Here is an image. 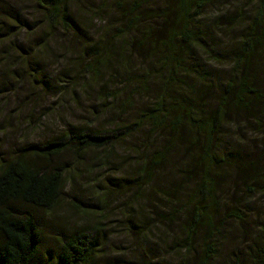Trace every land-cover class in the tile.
Wrapping results in <instances>:
<instances>
[{
    "label": "trees",
    "instance_id": "16d2710c",
    "mask_svg": "<svg viewBox=\"0 0 264 264\" xmlns=\"http://www.w3.org/2000/svg\"><path fill=\"white\" fill-rule=\"evenodd\" d=\"M84 1L88 0H29L39 15L37 21L31 22L20 15L16 4L0 0V50L5 49L13 64L22 68L33 60L36 51L40 55L48 48L47 43L55 34L59 39L69 36L75 44L74 50L67 52L69 57L81 56L77 61V65H83L79 72L90 73L97 80L102 69L111 64L110 59L120 61L125 51L128 56H137L143 66L135 72L132 67L127 70L130 79L140 84L136 91L141 89L146 94L153 90L158 97L127 126H73L42 140L21 142L6 160L0 157V264H34L42 259L43 264H98L103 256L100 229L88 221L86 209L79 205L85 222L56 232V246L43 248V219L38 210L48 215L53 212L66 181L65 168L51 163L66 150L80 155L87 150L110 148L113 154L112 145L143 128L145 121L152 130L162 132V145L158 149L144 147L140 166L131 169L124 183L117 180V190L126 188L123 196L129 193L135 201L147 198L150 202L152 196L156 200L144 211L149 217L137 216L136 222L148 225L140 237L142 242L155 224L173 223L178 215H183L182 238L173 250L179 257L176 264H264V220L247 223L246 211L238 204L226 209L220 219L214 214L219 209L215 194L222 183L221 169L232 173L229 186H239L244 196L264 195V144L259 147L264 142V128L260 129L258 122L264 118V0H246L251 5L248 26L223 46L230 61V76L217 94L195 84L213 75L214 69L200 58L206 44L196 22L205 8L217 0H100L96 6L91 2L87 22L91 24L97 13L99 17L94 10H105L106 25L110 24L109 37L102 42L92 41L84 33L87 22L81 13L77 14ZM210 55L214 56L212 51ZM7 69L0 68L7 76L16 74ZM38 73L34 71L31 79H37ZM40 78L47 85L45 77ZM148 82L157 83L158 88L150 90ZM109 97H114V93ZM245 120L251 123L249 132H256L259 140L257 145L249 138L252 145L241 154L240 125ZM228 123L234 124L231 137L235 141L230 148L221 144L230 136L223 132ZM176 150L186 158L176 166L185 184L172 180L164 183L158 178L167 177L164 170ZM129 209L136 213L135 206ZM133 215H129L128 223L135 222ZM226 222V229L235 230V236L231 253L226 252L224 258L218 255L219 246L213 237L219 223ZM121 259L108 258L103 264H123ZM126 261L158 264L141 256Z\"/></svg>",
    "mask_w": 264,
    "mask_h": 264
},
{
    "label": "rangeland",
    "instance_id": "374dc122",
    "mask_svg": "<svg viewBox=\"0 0 264 264\" xmlns=\"http://www.w3.org/2000/svg\"><path fill=\"white\" fill-rule=\"evenodd\" d=\"M10 2L16 4L20 15L26 20L33 22L39 19L36 9L29 0H10ZM91 2L95 6L100 4V0H88L77 8V14H82L84 23L88 21L87 13L90 10L88 6ZM250 7L246 0H217L207 6L200 20H197L196 25L199 24V28L202 29L200 38L206 44L200 58L207 63L208 68L214 69L213 75L209 78L203 79L202 82H195L197 87L202 84V88L209 87L211 94H217L226 83L230 76L228 71L230 61L222 48L231 37L241 35L247 28ZM94 11L99 12V17L97 13L91 24L87 22L84 33L92 41L102 42L109 37L110 24L106 25L105 10ZM238 16L240 18L236 19ZM54 37L47 43L46 50L44 49L40 55L36 51L33 60L22 68L18 67L19 64H13L14 60L9 57L10 54L7 55L5 49L0 50V68L7 67V71L16 72L13 76H7L0 70L2 73L0 74V157L2 160H6L11 151H14L21 142L42 140L73 126L99 129L113 128L114 123L127 126L138 117L140 118L143 110L150 107L158 97L157 92L153 90L146 94L141 93V89L139 92L136 91L140 88V84L130 79L127 70L132 67V72H135L143 66L134 54L128 56L124 51L120 61L112 57L111 64L102 69L101 75L98 76L100 80H97L90 73L79 72V67L82 68L83 65H77V61L81 56L77 59L69 57L70 54L67 52L74 50V40L69 36L59 39L57 34ZM211 51L214 56L210 55ZM4 54L5 58H3ZM34 71L39 72V77L35 80L30 77ZM64 75L66 76L63 77ZM42 76L47 80V85L39 81ZM148 83L150 90L158 88L157 83ZM112 93L114 97H109ZM258 122L259 128L263 129L264 118H260ZM143 123V128L133 130L125 140L112 145L113 154L109 152L110 148L87 150L80 155L66 150L53 159L52 166L59 165L65 168L66 181L62 198L53 212L48 215L42 209L38 210L39 217L43 219L41 232L44 249H52L56 246L53 240L59 234L56 232L62 230L65 232L85 222V217L79 214L77 208L79 205L86 209L88 221L100 229L99 244L103 256L99 257L98 264H103L108 258L119 257L124 259H121L123 264H128L126 259L137 260L139 256L146 261L152 259L158 264L178 262L179 257L173 250L176 241L182 238L183 232L180 226L183 215L175 216L178 219L173 223L164 222L162 226L155 224L146 233L145 242H142L140 237L148 225L136 222L137 216L140 219L149 217V213L144 211L149 209L150 204H156V200L152 196L150 202L147 198L135 201L129 193L123 196L126 188L117 190L120 182L124 183L128 174L132 173L131 169L140 166L139 159L143 157L144 147L158 149L162 145V132L156 128L153 131L147 121ZM250 124L245 120L240 125V131L243 134L241 154L243 150L251 147L252 141L249 138L256 144L259 140L256 132H249ZM233 125L228 123L223 128L224 135L230 134L227 141L221 143L226 148H230L235 141V138L231 137L234 133ZM236 135H239L238 131ZM259 144L261 148L264 142ZM177 152L179 150L170 154L167 170H164L167 177L161 178L156 174L161 181H165L164 183L171 180L182 182L181 184L186 182L176 169L178 163L186 158ZM221 170L219 175L222 183L215 194V201L219 206L218 211L217 209L214 211L216 217L220 219L227 212L226 209H234L238 204L240 209L246 211L247 223L254 222L256 219L264 220V195L244 196L239 186H229L233 178L232 173L229 174L225 168ZM127 185L130 187L132 181H129ZM100 201L102 203H99ZM130 206H135L136 213L131 212ZM94 210L98 212H90ZM130 214L135 215H133L134 223H128ZM228 223L221 225L219 223L217 233L213 237L219 246L218 255L221 257L228 251L231 253L230 250L234 245L232 237L235 236V230H227ZM42 260L34 264H43L45 259ZM116 260L118 261L113 259V261Z\"/></svg>",
    "mask_w": 264,
    "mask_h": 264
}]
</instances>
